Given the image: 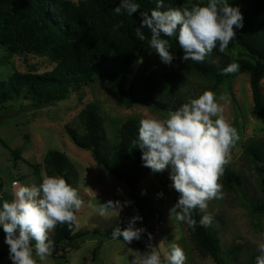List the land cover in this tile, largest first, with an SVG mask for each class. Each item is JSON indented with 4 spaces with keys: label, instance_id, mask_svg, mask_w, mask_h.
I'll use <instances>...</instances> for the list:
<instances>
[{
    "label": "rangeland",
    "instance_id": "1",
    "mask_svg": "<svg viewBox=\"0 0 264 264\" xmlns=\"http://www.w3.org/2000/svg\"><path fill=\"white\" fill-rule=\"evenodd\" d=\"M67 1L77 4L85 0ZM200 2L202 0H188L189 6ZM228 3L243 12L241 4L234 0H228ZM238 29L241 28L235 31ZM222 54L233 59H248L234 40ZM30 68L41 73L51 69L52 64L44 56L18 58L0 47V83L17 73L29 72ZM151 76L160 82L158 101L169 105L186 103L198 98L206 90L213 91L217 97L225 95V99L219 103L224 107L226 120L237 130L239 140L232 148L231 160L224 170L236 174L240 185L232 190L226 189L222 184L223 171L219 178L223 186V198L209 201L206 212L198 211L201 218L205 214L213 217L211 227L207 228L217 233L221 264H249L251 254L259 253L258 242L264 241V212L259 214L253 211V206L264 199V175L245 156L244 147L251 141L259 144L264 152V119L255 113L248 76L237 74L228 83L213 89L212 79L198 76L180 59L174 58L171 64L163 63L155 50L147 45L143 54L135 60L126 78L125 88L137 90ZM260 87L264 97V79ZM52 92L54 102L45 107H37L36 102L27 101L24 93L14 100L0 103V205L4 199L13 198V181L29 186L39 185L42 176L46 175L42 163L45 154L49 150L59 151L71 163L72 172L76 175L73 187L84 202L76 212L78 226L74 225L73 233L79 232L85 236L73 240L77 242L73 247L61 246L45 262H39L37 258L38 264H130L138 247L133 241L125 242L123 237L114 240L106 233L117 226L121 229L127 227L130 219L140 216L141 212L131 201L125 184L104 168L96 166L90 152L77 148L66 135L65 129L68 127L83 135L85 128L81 116L86 111L93 112L106 131V150L110 152L118 144L120 126L126 120L134 119L139 124L144 118L163 119L167 113L142 105L128 107L113 83L103 82L97 77L88 80L77 90L55 87ZM35 166H38L37 172L34 171ZM170 173V167L158 173L150 170L137 187V193L147 198L152 219L158 215L162 222L154 232V223L149 220V243L158 247L162 255L169 250L171 243L178 244L185 253V264H215L196 249L187 225L171 218L170 209L177 202L179 194L170 187ZM158 193L163 195L158 196ZM108 200H118L122 205L130 201V204L123 206L119 214L117 211L101 216L96 208ZM4 240L5 234L0 227V264H12ZM99 242L97 263H94L92 251ZM234 247L239 248L236 259L227 254Z\"/></svg>",
    "mask_w": 264,
    "mask_h": 264
},
{
    "label": "trees",
    "instance_id": "2",
    "mask_svg": "<svg viewBox=\"0 0 264 264\" xmlns=\"http://www.w3.org/2000/svg\"><path fill=\"white\" fill-rule=\"evenodd\" d=\"M234 1L243 7V27L236 31L234 42L247 60L229 58L217 48L202 63L184 61L183 50L176 37L168 38L162 34V38L169 39V50L175 59L186 63L198 76L212 79L213 89L228 83L237 74H246L255 113L264 119V97L260 87L264 79V0ZM134 2L140 5V10L129 16L115 13L114 8L120 0H85L77 4L67 0H0V47L18 58L44 56L52 64V68L45 72L39 73L30 68L29 72L17 73L6 82H1L0 103L14 100L24 93L27 101L36 102L37 107H45L54 102L53 88L77 90L88 80L97 77L103 82L113 83L128 107L142 105L166 113L179 108L185 102L169 105L158 101L160 82L153 76L145 79L137 90L125 88L126 78L135 60L143 54L150 39L148 29H142L146 37L144 41L136 36V28L140 27V12L150 13L157 4V0ZM184 5H189L188 0H163L161 10ZM233 62L239 64V71L227 76L221 74L222 69ZM81 120L85 128L83 135L68 127L65 133L77 148L90 152L96 166L104 168L128 188L131 201L141 212L142 219L136 221L135 226L145 229L141 238L133 242L140 252H144L149 244L147 235L151 230L148 222L152 221V214L147 206V198L137 193L139 181L150 173V169L143 166L141 150L133 149L131 145V141L138 136L139 124L134 119L126 120L120 126L118 144L108 152L106 131L100 126L98 117L86 111ZM13 153L17 156V153ZM244 154L264 175L262 147L249 141L244 147ZM42 163L46 175L62 176L73 186L76 175L66 155L49 150ZM33 168L35 172L38 171V166ZM222 184L232 190L240 185V179L225 169ZM253 211L259 214L264 212V199L253 206ZM193 218L197 221L195 229L187 228L196 249L215 264H221L217 233L199 224L201 217L198 208L193 212ZM73 230L74 225L69 229L66 224H58L50 234L55 242L54 247L67 246L70 241L85 236L79 232L73 233ZM113 230L106 234L112 237ZM100 245L99 242L92 251L94 263H97ZM238 253L239 248L235 247L227 252L233 259ZM257 255L259 253L251 254L249 264H255Z\"/></svg>",
    "mask_w": 264,
    "mask_h": 264
},
{
    "label": "clouds",
    "instance_id": "3",
    "mask_svg": "<svg viewBox=\"0 0 264 264\" xmlns=\"http://www.w3.org/2000/svg\"><path fill=\"white\" fill-rule=\"evenodd\" d=\"M163 9V0L149 12L141 11L140 27L136 36L146 39L142 29L150 30L148 45L165 64L174 59L170 52L169 39L176 37L183 50L184 61L202 63L214 49L224 53L236 38L237 28L243 27V15L238 7L228 0H207L180 8ZM140 10L134 0H120L115 13L132 16ZM239 71L238 63H230L222 69L227 76ZM225 95L204 91L198 98L190 99L176 110L168 111L161 118L140 120L138 136L131 141L133 149L141 150L143 166L153 173L171 168L170 187L179 195L170 209L171 218L195 229L197 221L193 212L198 208L206 212L208 202L222 199L219 178L224 166L231 160V150L239 140L237 130L224 116V107L219 103ZM12 199H4L0 205V227L5 234L4 242L9 248L12 264H38L45 262L53 252L55 242L50 238L57 225L78 226L76 212L83 206L78 190L59 175H43L39 185H23L13 181ZM163 193H158L162 196ZM130 204L125 201L108 200L96 210L101 216L117 212ZM142 218L132 217L127 227L117 226L112 239L123 237L125 242L139 240L144 228L135 226ZM213 217L205 214L199 221L202 227H211ZM149 239L151 234L149 233ZM34 242V244H33ZM259 255L255 264H264V241L258 242ZM130 264H185L183 249L176 243L169 245L163 255L151 243L147 250L134 251ZM38 258V260H37Z\"/></svg>",
    "mask_w": 264,
    "mask_h": 264
},
{
    "label": "built area",
    "instance_id": "4",
    "mask_svg": "<svg viewBox=\"0 0 264 264\" xmlns=\"http://www.w3.org/2000/svg\"><path fill=\"white\" fill-rule=\"evenodd\" d=\"M160 217L158 216V215H156V217H154V219H152V221H153V223H154V229H153V231L155 230H158V227L159 226H161V224H162V222H161V219H159ZM160 220V221H159ZM154 231V232H155ZM152 233V232H151ZM57 249H59V248H57ZM56 249V250H57Z\"/></svg>",
    "mask_w": 264,
    "mask_h": 264
},
{
    "label": "water",
    "instance_id": "5",
    "mask_svg": "<svg viewBox=\"0 0 264 264\" xmlns=\"http://www.w3.org/2000/svg\"><path fill=\"white\" fill-rule=\"evenodd\" d=\"M76 243H77L76 241H70V242L68 243V245H69V247H73V246L76 245ZM55 250H56V248L54 247V248H53V252H55ZM53 252H52V253H53Z\"/></svg>",
    "mask_w": 264,
    "mask_h": 264
}]
</instances>
